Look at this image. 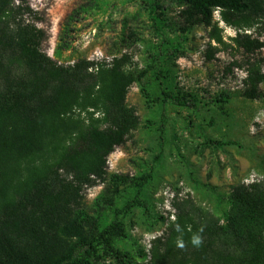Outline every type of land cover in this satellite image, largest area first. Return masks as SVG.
I'll use <instances>...</instances> for the list:
<instances>
[{"label":"rangeland","instance_id":"rangeland-1","mask_svg":"<svg viewBox=\"0 0 264 264\" xmlns=\"http://www.w3.org/2000/svg\"><path fill=\"white\" fill-rule=\"evenodd\" d=\"M142 1L12 0L11 6L43 32L39 50L57 64L108 67L121 57L124 69L137 74L154 69L159 44ZM164 21L163 38H177L185 25L180 8L170 3ZM184 37L161 65L160 83L127 88L124 104L137 125L106 157L103 180L79 193L90 264H116L102 242L130 264H226L230 255L205 237L212 226H198L199 218L221 225L231 188L264 183V4L249 23L230 16L225 22L212 9L209 24L189 27ZM170 98L193 102L176 106ZM71 118L80 129L107 127L98 109H74ZM43 161L53 162L49 154ZM248 174L252 183H244Z\"/></svg>","mask_w":264,"mask_h":264},{"label":"trees","instance_id":"trees-1","mask_svg":"<svg viewBox=\"0 0 264 264\" xmlns=\"http://www.w3.org/2000/svg\"><path fill=\"white\" fill-rule=\"evenodd\" d=\"M11 1L0 0V264H90L92 241L77 211L79 193L103 180L106 157L137 125L124 104L127 88L160 83L161 65L175 57L189 27L209 24L212 9L225 22L230 16L249 23L261 14L264 0H143L159 44L154 69L150 64L137 74L124 69L121 57L108 67L57 64L39 50L43 32L21 19ZM170 3L180 8L185 25L177 38L166 40ZM261 81L259 76L250 83L247 98H255ZM170 102L185 107L193 101ZM83 108L98 109L107 127L80 129L71 114ZM209 144L239 148L235 142ZM45 154L53 160L49 165ZM227 201L221 225L203 214L198 226H212L205 237L230 255L226 264H264V183L235 186ZM101 245L116 264H130Z\"/></svg>","mask_w":264,"mask_h":264},{"label":"clouds","instance_id":"clouds-1","mask_svg":"<svg viewBox=\"0 0 264 264\" xmlns=\"http://www.w3.org/2000/svg\"><path fill=\"white\" fill-rule=\"evenodd\" d=\"M192 242L194 243V244H200V242H201V239H200V237L199 236H194L193 237V240H192ZM179 246L181 247V248H183L184 247V245H183V243L181 242L180 244H179Z\"/></svg>","mask_w":264,"mask_h":264},{"label":"built area","instance_id":"built-area-1","mask_svg":"<svg viewBox=\"0 0 264 264\" xmlns=\"http://www.w3.org/2000/svg\"><path fill=\"white\" fill-rule=\"evenodd\" d=\"M254 181V175L248 174L247 178L244 180V183H252Z\"/></svg>","mask_w":264,"mask_h":264}]
</instances>
